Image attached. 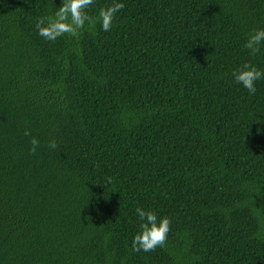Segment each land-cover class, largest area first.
Masks as SVG:
<instances>
[{"label":"trees","instance_id":"obj_1","mask_svg":"<svg viewBox=\"0 0 264 264\" xmlns=\"http://www.w3.org/2000/svg\"><path fill=\"white\" fill-rule=\"evenodd\" d=\"M62 2L0 0V264H264V78L233 76L264 0H116L47 41ZM138 208L163 247L132 250Z\"/></svg>","mask_w":264,"mask_h":264},{"label":"clouds","instance_id":"obj_2","mask_svg":"<svg viewBox=\"0 0 264 264\" xmlns=\"http://www.w3.org/2000/svg\"><path fill=\"white\" fill-rule=\"evenodd\" d=\"M93 3L94 0H63L57 11L42 17L37 22L36 28L39 35L47 41H56L65 35L79 39L86 26L92 30L98 23L104 31H109L116 15L125 7L123 3L113 0L111 5L100 8L98 15L93 16L89 13ZM262 43H264V29H257L249 35L244 47L250 50L251 55H256L261 51ZM233 76L237 83L242 84L250 93L255 94L257 91L255 82L264 78V71L245 62L233 72ZM24 134L31 135L29 130H25ZM31 145V151L34 154L39 146V141L33 137ZM49 147L55 149L56 141H50ZM137 213L142 221L141 231L133 239L132 250L148 252L157 247H163L171 230V219L167 216L158 218L155 212L145 211L142 208H138Z\"/></svg>","mask_w":264,"mask_h":264}]
</instances>
